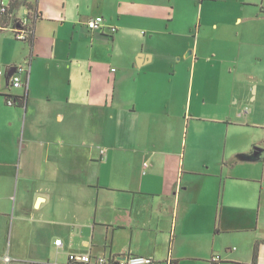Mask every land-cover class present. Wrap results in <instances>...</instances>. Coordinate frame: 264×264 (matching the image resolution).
<instances>
[{"label":"crops","instance_id":"obj_1","mask_svg":"<svg viewBox=\"0 0 264 264\" xmlns=\"http://www.w3.org/2000/svg\"><path fill=\"white\" fill-rule=\"evenodd\" d=\"M152 1L120 0L124 11L109 21L99 0H80L79 20H68L67 0H37L33 44L0 70V96L22 113L19 145L0 155V264L127 254L252 264L255 248L264 264V71L248 77L261 88L244 92L239 67L229 85L223 67H201L197 78L198 48L187 65L173 61L177 48L121 53L141 27L158 26L174 42L191 32L182 6L173 17L171 0ZM99 16L103 25L90 31ZM135 16L149 23L135 26ZM96 33L112 40L106 56L82 42L95 45ZM18 66L29 70L27 88L11 85ZM220 102L226 112L215 110ZM236 104L249 112L229 111ZM256 147L260 158L245 159Z\"/></svg>","mask_w":264,"mask_h":264},{"label":"rangeland","instance_id":"obj_2","mask_svg":"<svg viewBox=\"0 0 264 264\" xmlns=\"http://www.w3.org/2000/svg\"><path fill=\"white\" fill-rule=\"evenodd\" d=\"M79 1L67 0L69 2L68 20L80 19L77 7ZM99 1L105 2L99 9L100 15L106 18L109 17V21L112 20L111 17L115 15L116 11H124L119 7L120 0ZM147 1L153 2L152 0ZM164 1L165 3L169 2V0ZM171 1L172 5L169 7L167 15L174 17V6H182L178 12L186 13L187 16L192 18L191 32H189L188 36L179 37L182 40L181 42H174L170 34L158 26H154L151 30L141 27L139 32L132 35L129 43H126L125 38L124 42L118 44L117 49L121 53H126L131 49H133V52L136 50L141 53L146 48L149 52L160 54L164 51H172L177 48L180 53L175 59L172 57L173 61L177 64L179 59L182 58V63H186L187 65L189 64L187 56L194 48H198L197 78L201 67L207 66L212 67V69L223 67V80L229 85V74H232L234 77L233 74H235L237 67H239L241 71L246 72L239 78L242 80L244 92H250L247 84L254 85L256 88L260 87V83H256L248 77L264 71V0H220L219 2H212L211 0H206L205 2L201 0H197V2L196 0ZM64 2L65 0H54L53 2L52 0H44V3L48 6H53L55 3L63 6ZM242 2H245L247 5L240 6L239 4ZM18 13L19 17H21L24 14L23 9ZM146 19V17L135 16L130 20L138 23L135 26H147L149 22ZM170 26L174 25L170 24ZM142 30H145L147 35H144ZM96 37L95 45H91L90 40L85 37L82 38V42L86 48L87 46L89 49L94 47L95 50L104 53V56H106L112 48V40L101 36L100 33H96ZM163 37L166 38L163 39ZM17 41L14 34L10 31H6L0 35V70L6 69V57L15 56V54L20 55L21 48H27L25 42L19 41L21 43H18ZM100 41L102 42L99 43ZM111 64L117 70H122V64L117 62V57L112 60ZM3 81L6 88V79L3 78ZM207 88L210 89L209 87ZM219 100L222 101V97H219ZM228 106L231 107L230 104ZM215 110L221 112L227 111L225 104L222 102H220V105ZM229 111L246 113L249 112V109L246 105L237 106L236 104L232 105V109ZM20 114H22L21 108L8 106L6 97L0 96V155L7 144L12 142L14 145H19L22 137V117ZM59 140L62 141L60 138ZM58 145L65 146L64 140ZM182 264L200 263L188 261Z\"/></svg>","mask_w":264,"mask_h":264},{"label":"built area","instance_id":"obj_3","mask_svg":"<svg viewBox=\"0 0 264 264\" xmlns=\"http://www.w3.org/2000/svg\"><path fill=\"white\" fill-rule=\"evenodd\" d=\"M10 0H1L0 3V13L6 14L10 9ZM24 14L19 17V13L17 15H11L16 21V27L14 25H10L8 30L11 31L17 40L22 42H28L30 40L31 33H33V24L39 19V14L28 7L22 8ZM21 9V10H22ZM20 10V11H21ZM104 23V18L99 16L94 19H91L87 22V27L90 31H94L99 29ZM113 32L116 29H112ZM1 74V72H0ZM26 76L23 79V76ZM29 79V70L24 68L23 66H18L15 68V73L11 76V85L14 88H23L28 86ZM8 106H16L17 102L12 97L6 98ZM23 102V101H21ZM58 246H61L62 241L58 240L56 242ZM5 261H9L8 258H5ZM213 262H217L218 258H213ZM68 264H161L156 262L155 259L151 257H145L135 254H127V255H111V256H97L94 257L92 255H73L70 257ZM162 264H172L171 260L164 262Z\"/></svg>","mask_w":264,"mask_h":264},{"label":"trees","instance_id":"obj_4","mask_svg":"<svg viewBox=\"0 0 264 264\" xmlns=\"http://www.w3.org/2000/svg\"><path fill=\"white\" fill-rule=\"evenodd\" d=\"M10 9L8 13L6 14H1L0 13V34L8 31V27L10 25H14L16 27L17 21L11 16V15H17L18 12L24 8L28 7L29 9L37 12L39 14V18L41 17L40 13L38 12V7H37V0H10ZM33 33H31L30 40L25 43H29L30 45L33 44V39H34V26L32 29ZM6 98L10 97L5 95ZM20 107H23V102H20L19 104ZM256 259H257V248H255L254 252V259L252 264H256Z\"/></svg>","mask_w":264,"mask_h":264},{"label":"water","instance_id":"obj_5","mask_svg":"<svg viewBox=\"0 0 264 264\" xmlns=\"http://www.w3.org/2000/svg\"><path fill=\"white\" fill-rule=\"evenodd\" d=\"M13 74H14V72L12 71L10 73V76H12ZM260 156H261V148L256 147L253 154L248 155V156H244V158L247 160L255 161V160L259 159Z\"/></svg>","mask_w":264,"mask_h":264}]
</instances>
